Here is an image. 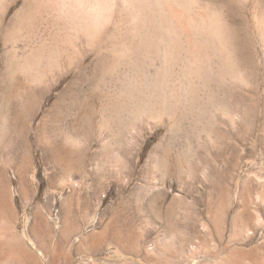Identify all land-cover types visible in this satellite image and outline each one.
<instances>
[{"label":"rangeland","instance_id":"374dc122","mask_svg":"<svg viewBox=\"0 0 264 264\" xmlns=\"http://www.w3.org/2000/svg\"><path fill=\"white\" fill-rule=\"evenodd\" d=\"M90 1L76 18L71 0H0V264H224L201 244L211 209L264 264V0H152L147 32L132 0ZM164 49L193 109L110 93ZM242 209L251 233L230 224Z\"/></svg>","mask_w":264,"mask_h":264},{"label":"bare ground","instance_id":"6f19581e","mask_svg":"<svg viewBox=\"0 0 264 264\" xmlns=\"http://www.w3.org/2000/svg\"><path fill=\"white\" fill-rule=\"evenodd\" d=\"M9 1V0H8ZM85 0H71V4L69 6V13L70 16H75L76 18L78 16H80V11L78 9V3H82L84 2ZM115 1V0H114ZM128 1V0H127ZM142 3V4H136L132 1H130L132 7L131 8H128V9H132V12L130 10V15L129 13H127L128 16H133V21L131 22L132 25H130V27L132 28H129L130 30L132 29L133 31L137 28V27H142V29L146 28V32L149 30H147V28H149V21L152 20V16L154 17V13L156 12L157 9H155L156 7L154 6L153 2H151L152 0H137V3ZM87 11L90 15V18H92V16L96 13L95 12V7L96 8H99V6H95L94 5V1H88L87 0ZM125 2V1H124ZM159 2V1H158ZM70 3V2H69ZM75 5H74V4ZM102 3V2H101ZM129 3V4H130ZM84 4V3H82ZM86 4V3H85ZM123 4V2H122ZM128 4V3H127ZM136 4V5H135ZM101 5V4H100ZM106 5V4H105ZM130 5V6H131ZM85 6V5H83ZM82 6V8H84ZM109 6V5H108ZM118 6V4H117ZM127 6V5H125ZM106 7V6H105ZM116 7V4H114V6L112 8H115ZM182 7V6H181ZM180 7V8H181ZM185 7V6H184ZM119 8V7H118ZM86 9V8H85ZM85 9H83L82 11H84ZM125 9V8H124ZM115 10V9H113ZM126 10V9H125ZM123 10V11H125ZM100 11V10H99ZM112 11V10H111ZM117 7H116V11L117 12ZM120 11H118L117 13H119ZM127 12V11H125ZM123 12V13H125ZM129 12V11H128ZM172 12V11H171ZM184 12V11H183ZM112 13V12H111ZM116 13V14H117ZM122 13V12H120ZM176 13V12H175ZM2 14V13H1ZM114 14V15H116ZM170 14V13H169ZM174 14V13H173ZM177 14V13H176ZM58 15V14H57ZM85 16V14H83ZM83 15H82V18H83ZM120 15V14H119ZM122 15V14H121ZM175 15V14H174ZM16 16V15H15ZM69 15H67L68 17ZM99 17V15H97ZM105 16V15H103ZM101 16V17H103ZM132 16H131V19H132ZM17 17V16H16ZM113 17V16H112ZM127 17V16H126ZM173 17H176L173 16ZM172 17V19H173ZM182 17V16H181ZM118 18V17H116ZM171 18V16H170ZM111 20H113L112 18H110ZM101 20V19H99ZM117 20V19H116ZM115 20V21H116ZM128 20V19H127ZM130 20V18H129ZM154 20V19H153ZM86 22V21H85ZM90 22V21H89ZM180 22V21H179ZM87 23V22H86ZM91 23V22H90ZM95 23V22H94ZM125 23V22H124ZM171 23V22H170ZM173 23V22H172ZM159 24V23H158ZM73 25V24H72ZM110 25V24H109ZM113 25V24H112ZM128 25V24H127ZM71 26V25H70ZM117 26V25H116ZM113 27V26H112ZM139 27V28H140ZM151 27V26H150ZM159 27V26H158ZM178 27V25H177ZM78 29V28H77ZM118 29V28H117ZM128 29V28H127ZM79 30V29H78ZM123 30V29H122ZM131 30V31H132ZM138 30V29H137ZM196 30V29H195ZM127 31V30H126ZM138 31H141V30H138ZM180 31H181V28H180ZM179 31V32H180ZM189 31V30H188ZM91 32V31H90ZM129 32V31H128ZM127 32V33H128ZM135 32V31H134ZM178 32V31H176ZM183 32V31H182ZM144 33V32H143ZM142 33V34H143ZM150 33V32H149ZM184 33V32H183ZM138 34V33H137ZM182 34V33H181ZM125 36V35H124ZM149 38V37H148ZM144 39V38H143ZM225 42V41H224ZM112 48V47H111ZM127 48V47H126ZM110 49V48H109ZM108 49V50H109ZM113 52V50H112ZM153 52V51H152ZM151 52V53H152ZM162 59H161V62L159 61V65L158 66H155L154 64H151L152 68L151 69H147V72L145 73V75H143V77H141V74H140V71H139V68L137 65H135L132 61L131 63V66L129 65V68L127 66V69L125 70L124 69V72L123 74L119 73V77L120 75L122 76L121 79L119 80V86L118 88L114 89V90H110V93L113 92L117 97L119 98H128V94H134V96H142L145 100H146V103L147 104H150V105H153V104H159L160 106L164 107L166 105H168L169 108H177L179 106V104L182 102L183 100V103H184V106H185V109H187L188 111L193 109V107L195 106V102L194 104L192 103V101L194 99H192L191 102L190 101V98L191 96H193V91L191 89V79H186V77H188L190 75V71L186 69V71L184 73H182V78L181 79H184L186 80L187 84H183L182 81H180V77H179V74L180 72L178 70H175L174 66L172 65V62L174 61V53L172 51H168V49H164L162 51ZM117 53V52H116ZM111 54V53H110ZM113 54V53H112ZM119 54V53H118ZM102 55V54H101ZM122 55V54H121ZM148 55V54H147ZM151 55V54H149ZM155 55V54H154ZM109 56V55H108ZM112 56V55H111ZM151 57V56H150ZM149 57V58H150ZM156 57V55H155ZM110 58V57H109ZM160 58V57H159ZM119 58H117L116 56H114L113 58H111L110 60H108V64H109V68L110 70H116V61L118 60ZM156 58H154V56L152 55V57L150 58V62L149 64L151 63V61L155 60ZM158 59V58H157ZM33 61V60H31ZM104 63L106 62V60H102ZM102 62V64H103ZM110 62V63H109ZM136 63V62H135ZM154 63V62H153ZM101 64V65H102ZM105 65V64H104ZM103 65V67H104ZM120 67V66H118ZM102 68V66H101ZM107 68V66H106ZM103 69L104 70H106ZM197 68V67H196ZM108 69V68H107ZM109 70V69H108ZM107 71V70H106ZM105 71V72H106ZM123 71V70H122ZM194 72V71H193ZM196 72V71H195ZM110 73V72H108ZM107 74V72L105 73V75ZM207 74V73H205ZM204 74V75H205ZM103 75V74H102ZM112 75V74H111ZM117 75V74H116ZM194 75V74H193ZM192 75V76H193ZM200 76V75H199ZM198 76V77H199ZM113 77V76H111ZM117 77V76H116ZM195 77H196V74H195ZM114 78V77H113ZM206 78V77H205ZM212 78V77H211ZM194 79V78H193ZM111 80V79H110ZM114 80V79H113ZM118 80V79H117ZM206 80V79H205ZM194 83V80H192ZM214 81V80H213ZM113 82V81H112ZM111 82V83H112ZM107 83H109L107 81ZM106 83V84H107ZM115 83V81L113 82ZM213 83V82H212ZM105 85V84H104ZM193 86V85H192ZM210 86V85H209ZM117 87V85H116ZM220 87V86H219ZM114 88V87H113ZM202 88V87H201ZM204 89V87H203ZM159 90H162V93L159 95V97H156V92L159 91ZM202 90V89H201ZM206 90V89H205ZM204 90V95L208 96L209 98L212 95V93L208 91L205 92ZM215 90V89H214ZM212 90V92L214 91ZM109 91V90H108ZM107 93V92H106ZM105 93V94H106ZM109 93V94H110ZM112 93V94H113ZM220 93V92H219ZM136 94V95H135ZM214 94V93H213ZM107 95V94H106ZM114 96V95H113ZM108 97V96H107ZM112 97V96H111ZM110 97V98H111ZM202 97V96H201ZM219 97V96H218ZM115 98V97H114ZM113 98V99H114ZM119 98H115L116 100H118ZM123 98H122V101H123ZM136 98V97H135ZM215 98V97H214ZM112 99V98H111ZM125 99V98H124ZM202 99V98H201ZM219 99V98H218ZM217 99V101H218ZM103 100V99H102ZM108 100V99H107ZM210 100V99H209ZM212 100V98H211ZM104 101V100H103ZM109 101V100H108ZM121 101V100H120ZM121 101V102H122ZM202 101V100H201ZM204 101V100H203ZM207 102L203 103L202 104V107L201 110L203 113H207L208 112V108H211L212 106V103L210 101H208V99L206 100ZM214 101V100H213ZM100 102V101H99ZM110 102V101H109ZM113 102V100L111 101V103ZM117 102V101H116ZM221 102V100H220ZM103 103V102H102ZM106 105V102H104ZM118 103V102H117ZM182 103V104H183ZM108 104V103H107ZM201 104V103H200ZM218 104V103H217ZM216 104V106L219 108H222L223 109V106H221L222 104L219 103L218 105ZM96 105V104H95ZM143 105V104H142ZM149 105V106H150ZM102 106V105H101ZM111 106L113 105H110V108ZM215 106V105H214ZM107 107L109 108V106L107 105ZM106 107V108H107ZM144 108V105L142 106ZM97 108V107H96ZM94 108V109H96ZM107 108V110H108ZM149 108V107H148ZM217 108V109H218ZM101 109H103L101 107ZM113 109V108H112ZM111 109V110H112ZM216 109V110H217ZM186 110V111H187ZM217 110V112L219 111ZM104 111V110H102ZM101 111V112H102ZM110 111V110H109ZM168 111V110H167ZM212 111V110H211ZM210 111V112H211ZM111 112V111H110ZM104 113V112H103ZM186 113H189V112H186ZM224 113V112H223ZM113 114V113H112ZM191 114V112H190ZM209 114V113H208ZM207 114V115H208ZM189 115V114H188ZM204 115V114H203ZM202 115V117H203ZM210 115V114H209ZM191 117V116H190ZM201 117V119H202ZM205 117V115H204ZM210 117V116H209ZM173 119V118H172ZM199 119V120H201ZM205 119V118H204ZM216 119V118H215ZM103 120V119H102ZM101 120V121H102ZM197 120V119H196ZM194 119V121H196ZM206 120V119H205ZM215 121V120H214ZM213 121V122H214ZM210 122V121H209ZM192 123V122H191ZM202 123V121H201ZM206 124V123H205ZM216 124V123H215ZM106 125V119L104 118V126ZM195 126V125H194ZM206 126V125H205ZM205 128V127H204ZM207 128V127H206ZM196 129V128H195ZM193 132V131H192ZM198 133V132H197ZM188 134V133H187ZM186 137V136H185ZM166 139V138H165ZM210 139V138H208ZM165 144V143H164ZM191 145V144H190ZM163 146V145H162ZM189 147V146H187ZM167 148V147H166ZM160 149V148H159ZM191 151V150H190ZM169 153V151H168ZM190 153V152H189ZM188 153V154H189ZM179 155V154H178ZM159 156V155H158ZM166 156V155H165ZM174 156V155H173ZM182 156V155H181ZM177 160V159H176ZM180 161V160H179ZM200 162V161H199ZM198 162V163H199ZM179 163V162H178ZM188 163V162H187ZM166 164V163H165ZM172 165V163H171ZM189 166V165H188ZM205 166V165H204ZM195 168V167H194ZM201 168V167H200ZM179 171H180V168H179ZM198 171V170H197ZM204 172V171H203ZM206 172V171H205ZM202 173V172H200ZM160 195V194H159ZM162 196V195H161ZM257 212V211H256ZM254 212V213H256ZM254 213L250 212V211H246L245 209H242V210H237L235 212V216L234 218L231 220L230 224L231 226L236 227L237 230H238V234H241L242 232H246V233H251L249 232V228L251 226V222H253L252 220H254ZM207 214L209 215V217L211 218L210 219V223H211V229L210 230H207V232L205 234H207V236H209L211 239L210 241H203L201 244H203L204 246V249L203 250H207L209 252H220V251H224L226 252L223 256L220 257V259L222 260V262L224 264H249V259L251 258V254L252 253H257V254H261V248H259L258 246H255V247H252V248H245L243 245H237V243L235 244H230L228 243L227 238L225 239V241L223 240V237H225V224H226V221L224 219V216L226 214V212L222 211V210H207ZM257 216L258 213H256ZM256 217V216H255ZM257 220V219H256ZM259 221V220H258ZM257 221V222H258ZM250 225V226H249ZM203 234V233H202ZM201 234V235H202ZM236 234V233H235ZM204 236V235H203ZM245 237V236H244ZM206 238V237H205ZM216 239L215 242H213L212 239ZM243 240V239H242ZM200 243V242H199ZM182 246V245H181ZM192 246V245H190ZM197 245H195V248H196ZM193 247V246H192ZM189 249V248H188ZM192 249V248H191ZM190 249V250H191ZM197 249V248H196ZM199 250V249H198ZM194 252V251H193ZM264 252V251H263ZM194 254V253H192ZM218 254V253H217ZM23 256L21 257H16V262L20 263L21 260H23Z\"/></svg>","mask_w":264,"mask_h":264},{"label":"trees","instance_id":"16d2710c","mask_svg":"<svg viewBox=\"0 0 264 264\" xmlns=\"http://www.w3.org/2000/svg\"><path fill=\"white\" fill-rule=\"evenodd\" d=\"M40 188H41V185H40Z\"/></svg>","mask_w":264,"mask_h":264}]
</instances>
